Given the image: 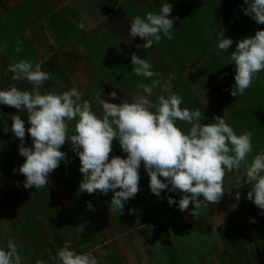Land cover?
<instances>
[{
    "label": "rangeland",
    "instance_id": "rangeland-1",
    "mask_svg": "<svg viewBox=\"0 0 264 264\" xmlns=\"http://www.w3.org/2000/svg\"><path fill=\"white\" fill-rule=\"evenodd\" d=\"M184 1L116 0L113 4L112 0H74L79 9H83L82 15L86 14V23L89 25L86 24L87 26L84 29L75 27L73 31L78 34L77 38H71L72 35H68L66 42L64 39L61 40V44L65 42V45L59 50L61 56L65 55L61 61L58 62L56 60L55 65L53 64L50 67H48L47 63L41 65L43 71L51 73V78L43 86H53L55 83L61 87L63 86L64 91L70 90L72 87L78 88L84 94L82 98L91 102L93 110L98 116H102V107L95 100L97 94L100 95L101 99H106L110 103L121 104L125 100L131 102L138 92V84H151L152 80L159 79L161 84L154 88L152 96L148 97L154 104L158 101V97L161 94L167 97L168 94L162 93L161 88L166 82H170L173 93L182 98V108L186 107L189 110H193L192 106L187 102L190 99V101L195 100V102L193 101L196 103L194 104V110L199 109L202 117H207L205 120L201 119V124L214 123V117L220 116L233 127L238 135L250 132L241 128L247 122L250 130L254 124L255 129L258 128L259 123L263 125L264 114L259 109H257V113L252 110L248 114V120L245 123H243V120L240 121L246 115L248 105L240 100V96L233 97L230 94L233 85L227 84L225 79L221 78V74L219 78L216 75V70L208 64L209 57L219 58L220 61L224 57L218 52L216 46L218 40L216 37H213V33L224 31L225 37L231 38L236 44L238 42L237 36H228L230 33L229 27H225L219 21V17H216L217 13L215 12H218V0H198L195 2L198 7H195L191 0H187V3L191 2L190 7L195 9V11H191V17L188 15V6ZM164 3L171 4L173 8L169 17L174 20L172 39H168L161 34L162 39L159 43L154 42L151 48L145 49L142 47L145 43L142 38H133L130 35L131 22L137 15L142 18L145 17L147 12L160 14V9ZM120 11L123 13L122 19L113 20L111 17L117 18ZM128 11L132 13L131 17L127 16L126 12ZM248 22L251 23L249 25L247 23L246 27H258L259 29L262 27L250 17ZM243 28H239L241 30L238 31H246ZM251 34L254 35V32ZM84 40H86L87 44ZM101 40L104 41L105 45H108L103 46L100 43ZM213 40H216V42L214 43ZM137 45H141V47L138 48ZM186 52H191L192 55L190 54V57H188ZM46 53L47 55L51 54L48 50ZM133 53L141 59H146L152 65V71L156 75L150 79L137 76L133 72V65L131 63ZM195 75L198 80H196ZM200 78H202L201 81H199ZM193 83L196 85H193ZM202 84H208L210 89L215 88L213 93H217L218 101V104L215 102L216 106L214 104L215 112L211 103L213 101L211 99L212 94L211 92H206L202 88ZM255 90L258 89L251 86L246 91L252 92ZM113 91L117 92L116 99L111 98L109 95ZM218 91H220V95H218ZM260 91H262L260 97L264 100V88L260 89ZM220 99H226L229 106L223 107ZM234 103L235 106L232 107ZM153 111H155V108ZM229 120H233V123H230ZM178 126L186 127L190 125L180 122ZM181 129L185 130L186 128ZM0 132H3L1 128ZM72 134H75L74 128L71 131L69 130V136ZM13 138L12 135L9 138L7 137V139L4 138L9 142H5L8 144V149L6 147L3 148L4 142L0 141V193L6 192L9 194L8 197L4 196V204L9 209L13 208L16 210L14 214L17 219L13 217L11 212L7 217L10 220H15L20 229L19 235H16V239H14V243L18 246L21 264H38L36 261H29L30 257L25 251L26 246L35 253L39 261H43V264H45L44 257L42 256L43 251L49 253V257L54 264H59L53 251L47 245V241L52 242L55 238L54 233L51 231V223L56 222L57 226H64L68 221L67 217H71L72 214L71 204L75 206L76 211L81 212L84 204L87 205L88 202H91L93 207L89 209L92 214L91 217L86 218L84 216V220L86 221L84 223L83 220L82 226L84 237L72 234L67 224V239H65V234L63 237L69 242L71 250L76 252L74 240L85 239L89 246L88 250L76 253L90 254L98 261V264H111L105 255L104 245L106 243L113 250L118 264H155L144 237L145 227L150 226L153 220L148 219L146 205L141 204L140 196L132 204L129 216L127 215L126 217L122 213L123 211L112 208L111 202L107 206L109 210V216H107L106 211L103 210V206L106 205L102 203L100 192H96L95 194L83 192L84 197L72 198L68 189L59 178L62 175L65 178L63 165L66 162L61 161L60 166L49 174V187L39 190L35 188L36 192L40 191L46 194L49 200L51 199L54 202H52V208L46 211V215L41 214L38 205L41 207L45 206L47 203L46 198L42 197L43 194H39L37 197H40V203L38 204V201L35 202L30 188L23 187L26 177L14 171V169H19L26 158L20 154L16 155L19 147ZM252 142L254 149L248 157L249 164L256 154L264 152V138L252 136ZM10 146L12 147L9 148ZM25 146H33L31 137L26 140ZM71 150L72 145L70 142H66L61 148V151L67 154V158L69 157L68 151ZM114 156L127 157L118 140L113 141V151L110 153L109 159ZM78 161L81 166L79 159ZM142 165L143 162L141 163V167ZM239 175L241 176L239 182H237L236 173L226 175L224 181L226 192L218 204L201 202L199 207H195L193 204L189 205H193L197 209L198 216L196 217V223L192 221L188 209L182 211L187 226H192L194 223L197 225L193 228L194 230H190L193 234L192 236L190 232H185L195 240V247H192L194 242H189L190 246L185 248L186 257L181 258L183 264L189 261L191 264H243L241 261L245 262L246 259L240 257L237 253L234 256L223 253L221 254L222 258L218 254L227 248L219 232L229 226H235L240 230L241 237H243L241 244L248 245V252L251 254L253 264H264V232L259 231L257 233L253 229L255 236L249 234L252 229L249 225L251 223V216L248 211L247 200L241 191V186L246 183L243 169ZM82 180L83 177L79 176L73 182L76 185L77 191H79V185ZM18 184L19 186H17ZM229 190H231V194L227 192ZM250 190L251 185L248 187V191ZM237 191L241 193L239 200L236 199ZM104 196L109 201L112 200V197L110 198L108 194H104ZM20 197H22V201L16 200ZM199 199L202 201L203 197L201 196ZM8 201L11 205L8 204ZM112 209L114 210L112 211ZM259 210L261 213H264V210ZM136 212L139 214L136 215ZM262 215L264 220V214ZM22 220L23 223H20ZM125 220L131 223L127 227L125 226ZM166 220L170 224L169 219L166 218ZM0 224L1 234L4 239V243L0 245V248L6 249L8 240L15 233L10 226L6 227L3 223ZM151 233L153 234L152 230ZM213 247L216 249L214 252L212 251ZM207 251L209 254L205 255ZM202 255L204 256L203 258L206 256V259L200 262L199 259H201Z\"/></svg>",
    "mask_w": 264,
    "mask_h": 264
},
{
    "label": "clouds",
    "instance_id": "clouds-1",
    "mask_svg": "<svg viewBox=\"0 0 264 264\" xmlns=\"http://www.w3.org/2000/svg\"><path fill=\"white\" fill-rule=\"evenodd\" d=\"M244 3L247 5L242 9L244 14L256 23L264 24V0H244ZM172 11V5L164 3L160 14L147 12L143 18L135 16L130 35L142 38L145 49L151 48L154 42L159 43L161 34L172 39L174 20L169 18ZM77 27L84 29V24L79 23ZM216 39V46L221 51H229L233 45V40L225 37L224 31H219ZM20 50L17 46L16 52ZM231 61L236 65V74L230 94L237 97L243 95L257 74L264 71V30L239 40L231 53ZM131 63L137 76L150 79L156 75L152 65L135 53ZM7 71L14 74L11 76L13 81L26 79L33 85L31 91H22L15 86L0 90V104L14 107L18 112L26 110L30 123L26 129L24 119L19 115L11 117V131L21 140L19 154L26 158L18 170L14 169L26 177L24 188H48L49 174L60 166L61 161H67V154L61 148L70 142L81 163L79 170L83 180L79 190L105 195L111 190L114 193L111 207L120 211L125 202L140 191L142 162L150 176V190L154 195L160 197L163 190L184 194L178 201L181 211L187 210L190 204L195 207L201 202L218 204L226 192V175L236 173L239 182L242 169L245 182L251 185L247 199L264 210V152L256 154L249 164L248 157L254 149L251 132L238 135L220 116L214 117V123L201 124V119L207 117H202L199 109L182 108V98L173 93L170 82L161 88L167 97L161 94L155 104L148 97L161 84L159 79L152 80L151 84H138V92L131 102L110 103L97 94L95 100L103 112L98 116L92 103L83 99L84 94L76 87L63 93L51 90L42 94L41 88L51 78V73L43 71L40 63L33 67L31 61L20 60ZM109 95L117 98L116 91ZM71 121H76L75 134L69 136ZM178 121L191 125L190 130H182ZM4 131H8L7 127ZM26 132L32 138V147L25 146ZM114 140L119 141L126 158L114 156L109 159ZM227 192L231 194V190ZM240 196L237 191L236 199ZM168 203L176 205L177 201L169 196ZM87 207H93L91 202ZM251 222L255 223V218ZM58 261L59 264H98L90 254L71 250L67 241L58 251ZM0 264H21L18 246L11 239L6 249L0 248Z\"/></svg>",
    "mask_w": 264,
    "mask_h": 264
},
{
    "label": "trees",
    "instance_id": "trees-1",
    "mask_svg": "<svg viewBox=\"0 0 264 264\" xmlns=\"http://www.w3.org/2000/svg\"><path fill=\"white\" fill-rule=\"evenodd\" d=\"M193 2V4L195 5V7H198L196 5L195 2H197L198 0H191ZM113 4L116 2V0H112ZM184 2L187 3V0H185ZM191 2H188L186 5L188 6L187 11H188V15L189 17H191V11H195V9L190 7ZM247 7V5L244 3V0H218V12L216 14V17H219V21L225 26V27H239V28H243L247 26L251 23H249V16L245 15L243 12V8ZM127 16L131 17V12H126ZM122 11H120V13L118 12V17H111L113 20L114 19H122ZM125 24V23H122ZM262 27H264V24H260ZM84 42L87 44L86 40H84ZM103 46H107L104 44V41L101 40L100 42ZM92 46V44H91ZM191 50V49H190ZM191 52H193L191 50ZM186 52V54L188 55V57H190V54L192 55V53ZM53 64L55 65V59L54 60H48L47 65L48 67L53 66ZM192 71L194 72V70L192 69ZM257 86L259 87V90L261 88H264V77H262V73L258 75V78L255 80ZM255 84V85H256ZM57 86V87H56ZM43 93L45 91H51V90H55V92H64V87L56 85L55 83L53 84V86H43L42 87ZM94 89H97L96 87H93ZM203 88L205 89L206 92H213L215 90V88H211L208 84H204ZM99 89V88H98ZM62 92V93H63ZM95 95V94H94ZM104 95V94H103ZM96 97V96H95ZM191 100V99H190ZM188 101L187 103L189 105L192 106V109L194 110V103L195 100L193 101ZM192 102V103H191ZM261 105V106H260ZM252 110L254 112L257 113V109H259L263 114H264V103L260 102H256L254 105H252ZM16 110V111H15ZM26 111V110H25ZM249 113L246 114V117L248 116ZM13 115H19L21 117H24V114L22 112H18L17 109H13L11 112V116ZM229 122L233 123V120H229ZM75 123L76 121H71L69 122V128L70 131L75 127ZM180 123V121L177 122V124ZM182 123V122H181ZM190 126H186V127H182L180 126V128H186L184 131L188 132L190 130ZM243 130V127H241ZM249 131V130H248ZM251 134L253 135V137L255 138H264V124L261 125L260 123L258 124V128L255 129V124L251 127ZM264 146V144H263ZM69 153V157L67 158L66 164L63 165V169L65 172V178H63V175L60 176V180L63 182V184L65 185V187L68 189L69 194L72 196V198H81L84 197L83 192H79L76 189V185L73 183L76 180V177H83V174L80 172V165H79V156L76 152H74L73 150L68 151ZM78 158V159H77ZM139 173H140V182H139V188L140 191L138 192V194L134 197V198H130L129 201L125 202V206L123 208V214L129 216V212L132 208V204H134L135 201H137L139 198H141V204H145L146 205V209H147V217L148 219L153 220V222L151 223L150 226H146L145 227V240H146V244L148 247V250L150 252L151 257L154 260L155 264H183L181 258L182 257H186V253H185V248H187L188 246H190V243H193L195 240L188 236L186 233L190 232L191 236L193 235L192 232L190 230H194L193 228H195V226H197L195 223L196 221V217L197 212L193 205L189 206L188 210L190 212V216L191 219L194 223V225L192 226H187V223L185 222V219L183 217V213L182 211L179 209L178 207V201L181 198L183 193L180 192H170L168 190H163L160 194V197H157L156 195H154L151 190H150V176L148 175L147 171L145 170L144 166L142 165V167H140L139 169ZM72 176V177H71ZM71 177V178H70ZM74 178V179H73ZM161 179L163 180L164 178L161 177ZM169 187H171V185H169ZM248 187L249 184L245 183L241 186V191L243 192V195L245 196V199L247 200V207H248V211L250 212V216H251V220L252 218H255V223H250V228L251 232L249 233L250 235H254V231L253 229H255L257 231V233L259 231L264 232V220H263V215L260 212V210L258 209V207L254 204L253 201H250L247 199V194H248ZM117 191H119V189H117ZM33 194L32 198H34V201H38V204L40 203L39 199L40 197L39 194H43L42 197L46 198V204L45 206L41 207L38 205V208L41 212V214L46 215V211H48L49 209L52 208L53 205V201H51V199L49 200V198H47V195L42 193V192H36L35 188L33 187V191L31 192ZM110 198L113 197L114 193L110 190L107 193ZM4 194H0V207L5 211L6 215H9L10 212L13 214V217L15 219L16 216L14 214V210L13 208H8L5 206L4 204ZM6 196L8 197V195L6 194ZM140 196V197H139ZM171 196L173 199H175L177 201L176 205H169L168 203V197ZM139 197V198H137ZM48 200V201H47ZM101 200L103 205V210L106 211V215L109 216V210L107 209V206L109 205L108 203L111 202L109 201V199H107L103 193H101ZM53 202V203H52ZM8 204L11 205V203L8 201ZM35 204V203H34ZM70 206V204H69ZM8 208V210H6ZM71 210H72V214L71 217H67L68 221L66 224H64V226H57L56 222L55 223H51V231L52 233H54V240L51 241H47V245H49V247L51 248V251H53L54 256L56 259H58V251L61 249V247H63V245L65 244V239H67V224L69 225L68 228H70V230L72 231L71 233L74 235H80L82 238L84 237L83 232H82V226H83V220H84V216H86V218L91 217V213L87 207V205L84 204L83 210L80 211H76L75 210V206H73L71 204ZM114 209H112L113 211ZM155 210V211H153ZM139 214L138 212H136V215ZM166 218L169 219L170 224L167 222ZM91 219V218H89ZM14 228L16 229V231L19 233V228L18 225L16 224L15 220H11ZM126 221V220H125ZM23 223V220L20 221V223ZM69 222V223H68ZM86 221L84 220V223ZM25 224V222H24ZM131 223L126 221L125 226H129ZM30 226V225H29ZM151 230L153 231V234L151 233ZM220 231V230H219ZM218 231V232H219ZM186 232V233H185ZM249 232V230H248ZM64 234L65 239H64ZM68 234V233H67ZM219 235L222 238V241L225 243V246H227V248H225V250H223L222 252H219L218 254L221 257V254H232V256H234V254H238L240 257H244L246 260L245 262L241 261L243 264H252V257L251 254L248 252V245L247 244H241V241L243 239V237H241V233L240 230L237 229L235 226H229L228 228H226L225 230L223 229L222 231L219 232ZM255 236V235H254ZM43 240V239H41ZM74 247L76 248V252L81 253V252H86V250H88L89 246L87 245V242L85 241V239L82 240H74ZM72 243V244H73ZM78 243V244H76ZM71 244V245H72ZM107 244V243H106ZM104 245V249L106 251L105 255L107 257V259L111 262V264H118L117 262V258L114 255V252L112 249H110L109 245ZM192 247H195V242L193 244ZM215 247H213V252L215 251ZM25 251L26 253L29 255V261H36L39 262V258L35 255V253H33L27 246L25 247ZM209 254V252L207 251L205 253ZM44 260H45V264H54L52 262V260L50 259V255L49 253H47V251H43V255ZM41 256V258H42ZM204 256H201V259H199V261H205V258H203ZM222 258V257H221ZM188 261V260H187ZM207 261V260H206ZM223 261V260H222ZM190 262V261H189ZM189 262H186V264H191ZM224 262V261H223ZM195 263V262H194ZM185 264V263H184Z\"/></svg>",
    "mask_w": 264,
    "mask_h": 264
},
{
    "label": "crops",
    "instance_id": "crops-1",
    "mask_svg": "<svg viewBox=\"0 0 264 264\" xmlns=\"http://www.w3.org/2000/svg\"><path fill=\"white\" fill-rule=\"evenodd\" d=\"M82 14L83 9H79L74 0H0V90H7L10 87L15 86L22 91H31L33 87L32 84H30L26 79L13 81L11 76L14 74L7 71V69L10 65L15 62H19L20 60L31 61L33 67H35L37 63H40L41 65L45 64L51 59H55V61L57 60L58 62L61 61L65 55L63 54V56H61L59 54V50H61L62 46H64L65 42L68 40V35H72L71 38H77L78 34L73 31L75 27H77V24L81 22L84 24V27L89 25L86 23V14ZM254 28L245 27L243 29L246 31L241 32L238 31L241 30L239 27H229L230 33L228 36H237L239 41L243 38L254 36L257 30H264V27H261L260 29L258 27ZM253 32L254 35L251 34ZM218 35V32L213 33V37H217ZM63 39L65 42L61 44V40ZM213 41L214 43L216 42V40ZM17 46L21 49L19 53L16 52ZM236 46L237 44L233 42L229 51H221L217 47L218 52L224 56L223 59L220 61L219 58L209 57L208 60V64H210L211 68L216 70V75L219 77L221 74V78L225 79L229 85L235 84L234 77L236 74V65L231 61V53L235 51ZM47 50L50 51V55H47ZM261 73L262 77H264V71H261L257 74V78ZM195 77L196 80H198L196 75ZM201 80L202 78L199 79V81ZM255 80L253 81L252 86L258 90L252 92L245 91L243 95H240V100L248 105L246 114L252 111V105L256 102H260V104L264 103V100L260 97L262 91L259 90ZM196 82L198 83V81ZM193 85L196 84L193 83ZM43 90L44 89L41 88L42 94ZM213 92L211 91V99L213 101H210L215 112L216 110L214 107L218 104V101L217 93ZM218 95H220V91H218ZM220 101L223 107L229 106L226 99H220ZM234 106L235 103L232 107ZM13 109L15 108L0 104V128L3 130V132H0V141L4 142L3 148L6 147V149H8L7 143H9L6 139L7 137H11V135L14 137L13 140L16 142L18 147L21 144V140L15 137L14 133L11 131V112ZM20 112L24 114V117H20L25 120V127L27 129L30 127V123L27 120V112L25 110ZM241 120L245 123L248 118L245 115L244 118L240 119V121ZM5 127L8 129L7 132L4 131ZM241 127L250 131L248 122L246 125L243 124ZM25 139H30V135L27 132ZM11 147L12 146L9 148ZM16 155H19V150ZM16 173L23 176L18 171H16ZM33 187L30 188L31 192L33 191ZM6 194L7 193L5 192V195ZM7 195L9 196V194ZM16 200L22 201V197L17 198ZM14 211L16 212V210ZM0 223H3L6 227L10 226L14 230L15 234L10 238L14 242L16 235H19V233L16 231L12 221L7 217L5 211L1 207ZM3 243L4 239L0 229V245Z\"/></svg>",
    "mask_w": 264,
    "mask_h": 264
}]
</instances>
